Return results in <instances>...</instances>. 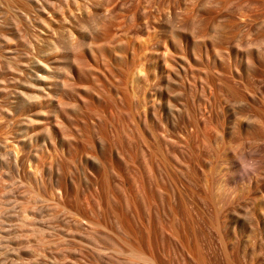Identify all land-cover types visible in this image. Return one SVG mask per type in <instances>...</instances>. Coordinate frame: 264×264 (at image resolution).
<instances>
[{
	"label": "rangeland",
	"instance_id": "374dc122",
	"mask_svg": "<svg viewBox=\"0 0 264 264\" xmlns=\"http://www.w3.org/2000/svg\"><path fill=\"white\" fill-rule=\"evenodd\" d=\"M263 170L264 0H0V264H264Z\"/></svg>",
	"mask_w": 264,
	"mask_h": 264
},
{
	"label": "bare ground",
	"instance_id": "6f19581e",
	"mask_svg": "<svg viewBox=\"0 0 264 264\" xmlns=\"http://www.w3.org/2000/svg\"><path fill=\"white\" fill-rule=\"evenodd\" d=\"M189 15V14H188ZM187 17V16H186ZM185 16H183V18L181 17H179V15H175V17H173L171 20H169L168 21V26H169V28L171 29V31L172 32H174V34L178 37V38H181V37H183V35H184V37H185V35L188 33L189 35H191V36H196V33L197 32H200V31H202L201 30V28H200V26L198 27V24H196L195 22H192L191 23V21H190V23L188 22H185ZM190 18V17H189ZM192 18V17H191ZM187 19V18H186ZM190 20V19H189ZM201 23V22H200ZM203 26V25H202ZM204 27V26H203ZM180 29H181V31L182 30H184V33H180L181 31H180ZM200 29V31H198ZM205 29V28H204ZM203 29V30H204ZM206 30V29H205ZM187 33H186V32ZM183 32V31H182ZM186 33V34H185ZM199 34H202V33H199ZM204 34H205V31H204ZM204 34H202L203 35V37H204ZM215 34V33H214ZM221 34V33H220ZM202 35H200V37L202 36ZM222 36V35H221ZM199 37V38H200ZM96 38H98L97 36H96ZM217 38H218V36H217ZM217 38H215V39H217ZM220 38V37H219ZM90 39H91V42H89V41H85V40H81V42H76V43H71L68 47H70V50H69V54H68V56H67V58L69 57V59H68V64H67V69H66V71L64 72L65 74H63L62 76H61V78H60V83H61V86H62V93L61 94H66L65 96H67V95H69L70 93L69 92H71V90H72V88L70 89V87H73V86H71L70 84V81H69V76H71V74L70 73H72L74 70L76 71V74H77V76H83L82 74H83V72H84V68H85V65H83L84 63V59H83V57H82V52H83V50H84V48L86 47L87 49V51H89V53H92V54H94L97 50H98V46H97V48L95 47V43L93 44V40L95 39V37H90ZM100 39V38H99ZM176 40H177V38H175ZM215 39H213L214 41H215ZM98 40V39H97ZM96 40V41H97ZM179 40V39H178ZM211 40V39H210ZM209 40V41H210ZM218 40H220V39H218ZM223 40V39H222ZM222 40H220V43H222L221 41ZM95 41V42H96ZM180 41V40H179ZM202 41V40H201ZM211 42H212V40H211ZM219 42V41H218ZM176 43H178L177 41H176ZM190 43L192 44V46L193 47H198V49L201 47V45H200V42H198V40H194L193 38L190 40ZM210 43V42H209ZM204 44H205V42H204ZM212 44V43H211ZM97 45V44H96ZM69 49V48H68ZM197 49V48H196ZM201 49V48H200ZM100 50V49H99ZM105 50V49H104ZM180 50V49H179ZM202 50V49H201ZM181 51V50H180ZM208 51V50H207ZM98 52V51H97ZM66 53V52H65ZM199 53V52H198ZM96 54V53H95ZM104 54V53H103ZM102 53H101V55H103ZM100 55V54H99ZM96 56V55H95ZM183 56V55H182ZM187 56V55H186ZM102 57V56H101ZM61 61H62V59H61ZM65 61V60H64ZM85 63H87V62H85ZM251 63V62H250ZM254 63V62H253ZM246 64H248V63H246ZM255 64V63H254ZM178 65H180L179 63H178ZM185 66V65H184ZM250 66H251V64H250ZM86 67H88L87 65H86ZM180 67V66H179ZM177 68V67H176ZM72 69H73V71H72ZM87 70V69H86ZM178 70V69H177ZM72 71V72H71ZM74 71V72H75ZM172 71V70H171ZM174 71V70H173ZM172 71V72H173ZM254 71V70H253ZM170 72V71H169ZM175 72V71H174ZM252 72V71H251ZM257 72L259 73L260 71H258L257 70ZM85 73H86V71H85ZM75 74V75H76ZM177 74V73H176ZM253 74H256V73H253ZM261 74V73H260ZM178 75V74H177ZM262 75V74H261ZM85 76V75H84ZM171 77V76H170ZM169 77V78H170ZM180 77V76H179ZM80 78V77H79ZM177 78V77H176ZM182 79H183V77H181ZM171 79V78H170ZM261 79V78H260ZM259 79V80H260ZM178 80V79H177ZM77 81H79V80H77ZM169 81V80H168ZM172 81V80H171ZM170 81V82H171ZM176 81V79L174 80V82ZM182 81V80H181ZM184 81V80H183ZM182 81V82H183ZM261 81V80H260ZM173 82V81H172ZM163 83V82H162ZM180 83V82H179ZM178 83V84H179ZM185 83V82H184ZM183 83V84H184ZM189 83V82H188ZM173 84V83H172ZM175 84V83H174ZM176 84H177V81H176ZM183 84H179L180 85V87H181V85H183ZM195 84V83H194ZM224 84V83H223ZM160 85V84H159ZM188 85V84H187ZM186 85V86H187ZM74 86H76L75 84H74ZM167 86V85H166ZM185 85H183L182 87H184ZM189 86V85H188ZM84 87V86H83ZM161 87V86H160ZM159 87V88H160ZM173 87V86H172ZM180 87H178V88H176V89H179L178 90V92L182 89V88H180ZM191 87H194V85H192L191 84V86H190V88ZM229 87V86H228ZM74 88V87H73ZM82 88V87H81ZM87 88V87H86ZM170 88V87H169ZM168 87L167 88H165V87H163L159 92H157L158 93V98L157 99H159V100H157L158 102H156L157 103V105H161L160 103L161 102H163L162 100H164V101H166V102H164L163 103V106L164 107H166V109H165V112H166V116L167 117H169L170 116V118H171V116L173 117V118H175L174 116H175V114H176V112H177V114H179V113H181V111H182V109L184 108V107H186V105L189 103V101L187 100L185 103H186V105H184L185 103L184 102H182V103H177V104H175L174 102H175V100H172V96H173V94H171V92L172 91H177L176 89L175 90H172L173 88H171V89H169ZM186 87H184L183 89H185ZM188 90H189V92H190V89L189 88H187ZM186 89V91H183V93L184 94H186V92L188 91ZM232 89V88H231ZM191 90L193 91V89L191 88ZM157 91V90H156ZM181 91V92H182ZM234 91H236V90H234ZM189 92H187V93H189ZM74 93V92H73ZM79 93V92H78ZM174 93V92H173ZM180 93V92H179ZM178 93V94H179ZM182 94V93H181ZM80 95L81 94H79V97H80ZM84 95V94H83ZM172 95V96H171ZM180 95V94H179ZM238 95V94H237ZM70 96V95H69ZM89 96V95H88ZM235 96V95H234ZM182 97V96H181ZM188 97V96H187ZM187 97H185V98H187ZM259 97V96H258ZM64 98V97H63ZM67 98H69L68 96H67ZM86 98V97H85ZM239 98H240V95H239ZM70 99V98H69ZM82 100H83V98H81ZM162 99V100H161ZM217 99V98H216ZM64 100V99H63ZM85 101H86V99H84ZM215 100V99H214ZM219 100V99H218ZM221 100V99H220ZM65 101V100H64ZM64 101H59V105H58V110H59V113H60V115H61V117H62V120L63 121H60V122H58V123H56V130L55 131H59V132H61V133H63V130H64V128H65V123H67V122H65L66 120H68L67 118H69L68 117V114H69V112H70V110H73V108H72V106H70V102H67V104H66V101L64 102ZM80 101V100H79ZM174 101V102H173ZM181 101V100H180ZM77 102V101H76ZM154 102V101H153ZM68 103H69V105H68ZM83 103V102H82ZM219 103V102H218ZM79 104V103H78ZM191 104V103H190ZM216 104V103H215ZM68 105V106H67ZM74 105V104H73ZM77 105V104H76ZM76 105H74V107L76 106ZM212 105V104H211ZM72 109H71V108ZM77 107H78V105H77ZM76 107V108H77ZM191 107V106H190ZM212 107V106H211ZM214 107V106H213ZM152 109H149L151 112V116L152 115H157L158 113L156 112V111H158V109H156V107H155V105L153 104V106L151 107ZM163 108V107H162ZM188 108H189V105H188ZM187 108V109H188ZM199 108V107H198ZM164 109V108H163ZM190 109V108H189ZM189 109L185 112L184 110H186L185 108H184V112H185V114L189 111ZM194 109V108H193ZM201 109V108H200ZM203 109H205V108H203ZM202 109V110H203ZM95 110V109H94ZM162 110V109H161ZM160 109H159V111H161ZM192 110V109H191ZM194 110H196V109H194ZM92 111V110H91ZM96 111V110H95ZM158 111V112H159ZM180 111V112H179ZM205 111V110H204ZM75 112V111H74ZM93 112V111H92ZM164 112V111H163ZM165 112H164V115H165ZM179 112V113H178ZM203 112V111H202ZM72 113V112H71ZM79 113V112H78ZM91 113V112H90ZM160 113V112H159ZM189 114H190V111L188 112ZM192 113H193V111H192ZM86 115V114H85ZM163 115V116H164ZM193 115V114H192ZM192 115H190L191 117H192ZM71 116V115H70ZM75 116V115H74ZM154 116H153V118H154ZM157 116H160V115H157ZM178 116V115H177ZM186 116V115H185ZM72 117V116H71ZM166 117V118H167ZM194 117V116H193ZM204 117V116H203ZM164 118V117H163ZM72 119V118H71ZM80 119V118H79ZM156 119H159V121L161 122V120H160V118H156ZM155 119V120H156ZM168 119V118H167ZM189 119V118H188ZM165 120V119H164ZM169 120V119H168ZM171 120H172V118H171ZM174 120V122H175V119H173ZM69 121V120H68ZM75 121V120H74ZM73 121V122H74ZM157 121V120H156ZM194 121V120H193ZM72 122V123H73ZM82 122H83V120H82ZM159 122V123H160ZM192 122V121H191ZM191 122H187V123H189V124H191ZM195 122V121H194ZM186 123V125H188ZM193 123V122H192ZM68 124H69V122H68ZM67 126V125H66ZM45 130L47 131L46 133H48V134H50V133H55V131H52V128L50 129V128H47V127H45ZM61 130V131H60ZM70 130V129H69ZM64 132H65V130H64ZM101 132V131H100ZM60 134V133H59ZM88 134H89V132H88ZM87 134V135H88ZM64 136H65V133H64ZM67 136V135H66ZM68 137V136H67ZM92 138V137H91ZM89 139V138H88ZM91 141V140H90ZM229 153L228 154H226V152H219V153H217L218 154V156H221V155H224L225 156V161H227L228 159H229V161H227V162H230V163H227V165H229L230 164V167H229V169H232V170H234L235 171V174H237L238 172H240L241 170H243V167H244V165L246 164V163H248V160H250L251 158H252V156H255V152H243L242 153V149H241V147H239V148H235V149H231L230 151H228ZM226 154V155H225ZM224 156H222V157H224ZM227 157H230V158H227ZM264 171V170H263ZM262 171V172H263ZM231 178H234V176L233 177H231ZM249 180V179H248ZM229 195V194H228ZM230 196V195H229ZM209 197V196H208ZM211 198V197H210ZM210 198H207V199H210ZM225 202V201H224ZM225 204V203H224ZM232 206V205H231ZM230 206V208L232 209H230L231 211H234V209H233V206L231 207ZM245 222L246 221H248L249 222V224H251V222L252 223H254V222H257V218L255 217V215L254 214H250V213H246L245 214ZM258 217H259V219L262 221V222H264V210H262L261 212H260V214L258 215ZM219 226V225H218ZM232 227H233V232L236 234V232H237V230H238V225H236L235 223H233L232 225H231ZM197 257H198V255H197ZM198 261H200L201 262V264H203L202 262H204L203 260H202V258L199 256L198 257ZM229 259V257L227 258V260ZM237 261H239V260H237ZM229 262H231L230 260H229ZM234 262H236V261H233V263H229V264H235ZM238 263V262H237ZM241 264V263H240Z\"/></svg>",
	"mask_w": 264,
	"mask_h": 264
}]
</instances>
